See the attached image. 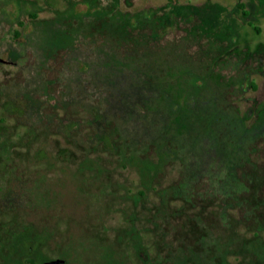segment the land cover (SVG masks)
<instances>
[{
    "label": "trees",
    "instance_id": "16d2710c",
    "mask_svg": "<svg viewBox=\"0 0 264 264\" xmlns=\"http://www.w3.org/2000/svg\"><path fill=\"white\" fill-rule=\"evenodd\" d=\"M61 1L65 7H55L51 14L66 10L77 12L82 5L81 10H91L96 19L97 13L102 15L103 21L90 22L89 34L76 38L81 46L77 51L83 47L90 55L89 60L78 63L86 79L83 86L93 87L95 100L97 92L109 96L104 100L110 108L114 105L111 97L117 105L124 103L119 112L125 123L131 120L137 126L148 127L138 135L121 123L117 127L110 118L104 120L105 130L93 122L88 124L93 135L86 139L94 138L95 144L87 143L85 147L90 151L82 152L74 171L97 181L104 178L108 193L103 196L107 205L101 214L112 209L123 215L122 224L114 230L111 240L104 224L100 225L98 231L107 242L112 260L94 264H130L129 254L136 257L138 264H195L190 255L180 261L183 254L177 256L175 250H166L163 241L172 232L177 240L187 238L192 243L187 246L190 253H197L202 242L210 244L205 246L209 248L206 256H198V264H264V102L248 99L243 93L246 80L250 89L255 90L251 77H264V44L249 48L240 30L246 25L256 34L260 33L255 24L254 2L237 0L227 9L210 0L199 5L167 0L155 9L130 11L121 9L122 3L129 8L130 0ZM10 2L19 3L17 9L13 8L14 13L20 11L15 21L19 28L25 26L19 18L21 15L33 20L29 33L31 46L27 48L37 51L32 36L37 22L43 19L38 16L39 9L25 11L24 3ZM177 31L181 32L179 36L169 38L171 32ZM11 33L14 39L21 36L17 29ZM24 50H9V57L20 60ZM182 54L187 68L177 70L172 64L181 62ZM98 68L103 69L98 73L114 74L116 81L134 77L135 83L126 93L111 90L106 94L104 85H100L99 91L95 81L88 80V69L96 72ZM167 74L173 79L165 82ZM178 81V90L162 86V83ZM173 94L180 98L170 102L169 115L164 116L159 100L169 99ZM198 106L202 111L212 112L194 114ZM81 110L97 113L88 106ZM193 115L205 121L199 128L205 133L196 136L195 142L217 153L214 161L211 158L195 169L186 168L190 175L184 177L180 170V144L170 138L173 135L176 139L189 137L195 124ZM216 124L222 130L214 137ZM156 129L159 132L155 133ZM227 146L231 151L228 162L225 161ZM101 159H112L117 171H130L137 176L134 196H130L131 190L122 182L109 177ZM130 197L133 203L129 209L125 205ZM8 211L6 218L11 228L6 232L0 264H42L50 260L43 251L48 238L34 234L21 216H15V210ZM147 216L151 217L152 228L144 222ZM139 225H145L143 231L136 228ZM144 236L149 248L143 241ZM150 247L154 248V255L149 253ZM59 255L65 263L67 258Z\"/></svg>",
    "mask_w": 264,
    "mask_h": 264
},
{
    "label": "rangeland",
    "instance_id": "374dc122",
    "mask_svg": "<svg viewBox=\"0 0 264 264\" xmlns=\"http://www.w3.org/2000/svg\"><path fill=\"white\" fill-rule=\"evenodd\" d=\"M19 1L24 3L25 11L39 9L38 16L43 19L37 22L32 36L37 52L27 48L31 46L29 33L32 30L33 20L25 14L21 15L19 18L24 21L25 26L19 28L15 21L16 14L20 11L15 13L13 11L14 6L17 9L19 3L0 0V252L3 251L6 242V232L11 228L6 213L9 212L8 210H15V216L17 218L21 216L22 221L30 225L34 234L48 238L43 251L50 259H62L59 255L62 254L67 258L62 264L108 262L112 259L108 256L107 242L98 230L103 223L111 240L114 237V230L122 224L123 215L120 211L112 209L101 214L107 205L105 201L107 199L103 198L104 194L108 193L105 179L102 177L103 179L97 181L94 177L90 179L86 174L75 172L76 163L80 161L83 151H90L86 148L87 143L95 144L94 138L92 141L86 139L92 134L88 129L90 122L98 124L99 129L105 130L104 120L110 118L117 123V127L121 123L138 135L147 131L148 127L141 124L137 126L131 120L125 123L126 119L121 120L119 112L124 103L117 105L111 97L110 102L114 105L110 108L109 102L104 100L109 96L97 92V100H95L92 98L95 93L93 87L91 89L87 87L88 91L83 86L86 79L84 72L78 69V63L89 60L90 55L83 47L77 51L79 42L76 38L82 36L81 34H89L91 21L97 19L103 21L101 14L97 13L96 19L91 14V10L87 12L81 10L84 9L82 5L78 6L77 12L66 10L51 14V10L53 11L55 7L58 9L65 7L61 0ZM174 1L179 4L199 5L204 0ZM210 1L231 9L237 0ZM239 1L244 3L252 1L256 5L255 24L260 29V33L256 34L246 25L240 29L248 41L249 48L264 44V0ZM129 2L131 3L129 8L122 3L121 9L130 11L155 9L165 5L167 0H130ZM20 5L19 8L22 9L23 6ZM12 29L20 31L21 36L14 39ZM180 34V31L171 32L169 38ZM19 48L26 49L20 60L12 55L9 57V50L17 51ZM91 48L94 47L91 45ZM55 53L56 55L51 56ZM48 55L51 57L47 59ZM184 58L182 54V61L172 64L175 65L174 68L186 69ZM100 69L103 70L98 68L95 72V69H88V80L95 81L94 85L99 86V91L100 85L102 87L104 85L106 94L111 90H118L120 94L126 93L135 83L134 77L120 82L119 78L116 81L114 74L106 76L104 73H98ZM164 77L165 82L173 79L171 74ZM251 79L256 84V89H250L246 80L243 93L248 99L264 102V77L253 75ZM162 84L167 89L178 90L180 82ZM178 98H180L178 94H173L169 99L159 100L161 113L164 116L169 115L170 102ZM84 106L97 113L84 112L81 110ZM241 108L240 110H243V107ZM202 109L200 106L195 107L194 114L212 112L209 109L205 111ZM198 115H193L195 124L189 132V137L176 139L172 133L173 136L170 138V141L180 144L182 153L180 170L184 177L190 175L186 172V168L195 169L211 158L214 161L217 153L216 150H209L203 146L201 142H195L196 136L201 137L205 133L199 129L205 121H201ZM150 121L155 122V119L151 118ZM150 127V134L153 135L151 124ZM165 130H168V127ZM221 130L217 125V129L212 133L214 137ZM156 132H159V129H156ZM207 155L209 157L205 158ZM230 159V146H227L225 161L228 162ZM101 160L105 163L104 168L109 172V177L122 182L125 188L131 190L130 196H134L137 176L130 171H117L112 159ZM132 203L133 199L130 197L125 206L129 207ZM147 218L144 222L146 226L152 228L151 217L147 216ZM144 226L139 225L136 228L143 231ZM163 226L164 224L160 228ZM174 235L173 232L169 233L163 242L167 251L175 250L177 256L184 255L179 259L180 261L190 255L193 263L198 264V256L201 254L204 257L209 251V248L205 247L208 243L202 242L203 246L197 247V253H190L187 246L192 243L186 240L187 238L177 240ZM143 241L148 247L146 236ZM112 249L114 250L113 247ZM139 253L144 259L143 253ZM149 253L154 255V248L150 247ZM128 258L130 264H138L134 255L129 254Z\"/></svg>",
    "mask_w": 264,
    "mask_h": 264
},
{
    "label": "water",
    "instance_id": "95a60500",
    "mask_svg": "<svg viewBox=\"0 0 264 264\" xmlns=\"http://www.w3.org/2000/svg\"><path fill=\"white\" fill-rule=\"evenodd\" d=\"M64 261L62 259H50L44 261L42 264H62Z\"/></svg>",
    "mask_w": 264,
    "mask_h": 264
}]
</instances>
